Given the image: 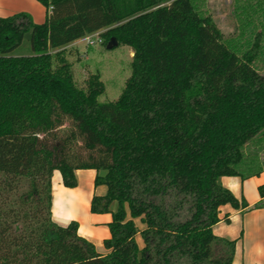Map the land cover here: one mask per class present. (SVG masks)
<instances>
[{
    "label": "trees",
    "instance_id": "trees-1",
    "mask_svg": "<svg viewBox=\"0 0 264 264\" xmlns=\"http://www.w3.org/2000/svg\"><path fill=\"white\" fill-rule=\"evenodd\" d=\"M38 1L41 24L0 17V264H233L236 240L214 226L221 206H249L221 178L264 172V30L244 50L207 0ZM102 30L134 51L116 100L98 76L78 86L66 54ZM79 169L108 189L91 201L112 213L106 254L53 217L54 172L74 188Z\"/></svg>",
    "mask_w": 264,
    "mask_h": 264
},
{
    "label": "crops",
    "instance_id": "crops-1",
    "mask_svg": "<svg viewBox=\"0 0 264 264\" xmlns=\"http://www.w3.org/2000/svg\"><path fill=\"white\" fill-rule=\"evenodd\" d=\"M21 12L30 14L36 23L41 24L46 20L50 9L38 0H0V17ZM57 171L54 172L52 185V212L55 221L60 225H67L73 220L79 222V234L93 242L100 253L106 254L108 251L104 241L111 236L108 224L112 221V213H92L91 201L94 195H105L107 186H95V169L77 170L78 186L74 188L64 186L62 175L55 174ZM221 182L239 199L244 196L249 206L239 209L231 204L221 206V221L214 226V233L236 240L233 264H264V205L255 207L263 200L258 188L264 184V172L246 180L236 176H223ZM116 209L117 204L112 205V210ZM139 237L141 238L138 235L137 241L142 248Z\"/></svg>",
    "mask_w": 264,
    "mask_h": 264
},
{
    "label": "rangeland",
    "instance_id": "rangeland-1",
    "mask_svg": "<svg viewBox=\"0 0 264 264\" xmlns=\"http://www.w3.org/2000/svg\"><path fill=\"white\" fill-rule=\"evenodd\" d=\"M206 9L225 39L242 42L244 50L247 49L246 42L252 43L256 34L264 30V4H259L258 0H241L240 4H237L236 0H207ZM101 38L102 42L95 45H89L79 39L67 47L66 54L78 86L85 88L91 77L98 76L105 84V93L101 99L116 100L131 74L134 51L131 47L119 43L113 48H108L106 38L102 35ZM28 40L29 36L20 49V54H30ZM257 68L264 74V61H259ZM260 156L264 160V152ZM55 174L61 176L60 171ZM115 204L117 203H113ZM135 221L140 229L145 228L140 219ZM138 240L141 246H144L142 238L139 237Z\"/></svg>",
    "mask_w": 264,
    "mask_h": 264
},
{
    "label": "built area",
    "instance_id": "built-area-1",
    "mask_svg": "<svg viewBox=\"0 0 264 264\" xmlns=\"http://www.w3.org/2000/svg\"><path fill=\"white\" fill-rule=\"evenodd\" d=\"M102 31H98L92 34H88L85 37L81 38L82 40L86 41L87 44L89 45H95L98 42H102L101 34ZM77 42V41H76Z\"/></svg>",
    "mask_w": 264,
    "mask_h": 264
},
{
    "label": "water",
    "instance_id": "water-1",
    "mask_svg": "<svg viewBox=\"0 0 264 264\" xmlns=\"http://www.w3.org/2000/svg\"><path fill=\"white\" fill-rule=\"evenodd\" d=\"M118 44V40L116 38H113L109 44H108V48H113L114 46H116Z\"/></svg>",
    "mask_w": 264,
    "mask_h": 264
}]
</instances>
